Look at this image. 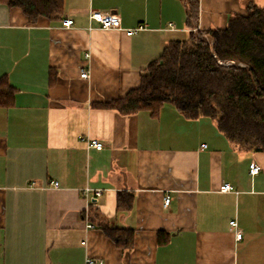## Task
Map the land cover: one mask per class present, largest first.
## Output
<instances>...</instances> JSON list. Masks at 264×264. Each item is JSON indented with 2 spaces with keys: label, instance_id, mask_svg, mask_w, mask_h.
I'll use <instances>...</instances> for the list:
<instances>
[{
  "label": "crops",
  "instance_id": "0c3cea01",
  "mask_svg": "<svg viewBox=\"0 0 264 264\" xmlns=\"http://www.w3.org/2000/svg\"><path fill=\"white\" fill-rule=\"evenodd\" d=\"M194 1L197 28L185 0H63L61 18L34 19L0 0V81L16 90L0 106V264H264V152L239 149L214 120L172 103L158 115L105 106L139 87L172 41L224 29L250 1L264 8ZM94 10L122 29L100 28Z\"/></svg>",
  "mask_w": 264,
  "mask_h": 264
},
{
  "label": "trees",
  "instance_id": "16d2710c",
  "mask_svg": "<svg viewBox=\"0 0 264 264\" xmlns=\"http://www.w3.org/2000/svg\"><path fill=\"white\" fill-rule=\"evenodd\" d=\"M24 8L31 19L61 18L63 0H5ZM191 28L198 26V3L185 0ZM227 27L192 31L172 41L152 61L139 87L107 105L122 113L148 110L158 115L174 104L188 119L214 120L227 139L244 151L264 152V8L250 1ZM15 89L0 81V106H8ZM108 236L119 240L116 231Z\"/></svg>",
  "mask_w": 264,
  "mask_h": 264
},
{
  "label": "built area",
  "instance_id": "2783aa9c",
  "mask_svg": "<svg viewBox=\"0 0 264 264\" xmlns=\"http://www.w3.org/2000/svg\"><path fill=\"white\" fill-rule=\"evenodd\" d=\"M90 21H94L96 23L99 24L100 28L105 29V30H121L122 29V22L119 16L115 15V14H111V13H105L102 11H97L94 10L90 13L89 16ZM74 25V20L70 19V18H66L63 20V26L70 28ZM144 26H138L137 28L134 29H129L126 30L127 35L131 36L134 35L136 33H138L139 31L143 30ZM81 77L82 78H88L89 77V73L87 70H82L81 72ZM86 141L87 144L92 147L95 148L96 150H103L105 145L103 142H101L98 139H89V140H84ZM262 167L256 163H251L250 164V174L251 175H257L261 172ZM59 182H55L54 186L55 187H59ZM221 192H231L233 190V187L230 184H223L220 188ZM92 191L91 188H87L85 190L86 194H89ZM103 190H95L94 194L96 196H100L103 194ZM95 196V197H96ZM171 203V197L170 196H166L165 200H164V205L166 207L170 206ZM231 225L236 226V222H231ZM242 232L238 231L237 232V239H241L242 238ZM85 264H105L103 260H96L93 258H87L85 261Z\"/></svg>",
  "mask_w": 264,
  "mask_h": 264
}]
</instances>
